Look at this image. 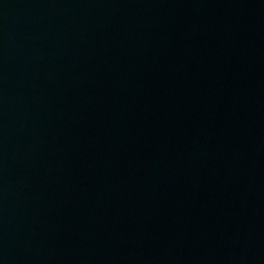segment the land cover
<instances>
[{"label": "water", "instance_id": "water-1", "mask_svg": "<svg viewBox=\"0 0 264 264\" xmlns=\"http://www.w3.org/2000/svg\"><path fill=\"white\" fill-rule=\"evenodd\" d=\"M0 264H264V0H0Z\"/></svg>", "mask_w": 264, "mask_h": 264}]
</instances>
